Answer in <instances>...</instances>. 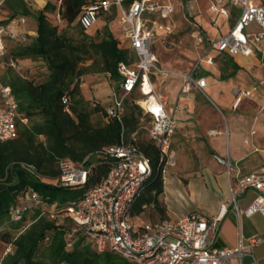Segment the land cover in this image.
<instances>
[{"label": "built area", "instance_id": "obj_1", "mask_svg": "<svg viewBox=\"0 0 264 264\" xmlns=\"http://www.w3.org/2000/svg\"><path fill=\"white\" fill-rule=\"evenodd\" d=\"M7 1L0 0V140L17 137L19 119L28 122L20 112L12 88L3 82L5 65H17L13 58L6 62L9 44L19 36L17 21L26 22L25 16L11 20L5 17ZM55 3L61 7L63 0H56ZM222 3L239 7L241 13L235 27L215 40L212 48L231 54L250 55L254 52V46L264 39V4L257 0H219L212 4V9L226 16L229 9L220 5ZM174 12L172 4L159 0H133L130 3L126 0H88L84 4L79 17L81 27L89 31L103 13H117L121 31L119 38L133 54L131 62H120L117 96L106 106L108 115L122 124L121 142L97 151L101 157L111 159L109 171L98 185L87 189L80 198L69 201L63 208L50 209L36 191H28L16 204L11 205V215L13 219L20 220L35 208L41 209L50 218L68 216L75 223L71 236L82 232L98 251L112 249L127 259L129 264H246L247 258L252 259V264H259L252 248L263 241L261 236L249 238L247 246L242 243L236 247L213 246L220 230L221 212L207 217L195 210L174 220L138 221L134 218V210L147 190L154 168L150 158L135 142V136L129 139L125 134L126 98L139 93L135 102L143 111L141 127L147 130L149 139L159 149L158 169L166 172L165 162L178 120L168 109L166 98L157 91L153 76L157 73L180 76L183 79L182 93L196 88L208 97L207 79L198 76L197 67L190 72L175 74L160 65L154 43L161 31H170L162 20ZM56 18L63 22L60 12H57ZM253 23H257L260 29L251 30ZM27 33L25 31V35ZM208 61L212 62V56ZM250 95L251 91H238L237 101ZM64 101L67 102L68 98H64ZM262 111L264 113V107ZM89 159L90 156L79 162L69 158L60 159L61 185L71 188L85 185L93 171ZM226 166L230 171L233 166L231 160L226 161ZM236 181V186L231 182V199L235 208L239 210L237 197L240 193L255 189L260 193L243 212L247 215L261 212L264 215V174L238 175ZM11 251L12 247L8 246L5 254Z\"/></svg>", "mask_w": 264, "mask_h": 264}, {"label": "trees", "instance_id": "obj_2", "mask_svg": "<svg viewBox=\"0 0 264 264\" xmlns=\"http://www.w3.org/2000/svg\"><path fill=\"white\" fill-rule=\"evenodd\" d=\"M133 0H126L127 3ZM86 0H63L61 7L49 1L42 9L33 10L25 0H10L17 14L37 20V35L28 42H15L8 49L16 67L8 66L3 75L19 102V109L28 119L17 121V137L0 140V238L6 243L0 264H122V257L112 249L100 252L82 232L71 236L75 226L70 217L50 218L41 209H31L20 220L13 219L10 207L28 191H36L50 209L63 208L69 201L80 198L85 191L98 185L107 175L111 159L97 151L121 142L123 127L108 115L106 106L86 100L82 93V78L96 68L120 80V62H131L128 45L106 25L104 36L95 39L84 30L79 17ZM60 12L63 22L56 14ZM15 15V16H16ZM65 26L80 30L81 36L70 34ZM14 42V41H13ZM40 58L47 76L37 81L13 68H20V59ZM91 61V63H89ZM64 98H68L65 102ZM135 101V100H134ZM133 107H139L133 103ZM125 134L135 130L138 118L134 111L126 112ZM101 114L104 122L96 124L94 116ZM150 158L154 174L134 214L147 204L159 205L164 191L162 171L158 169L159 149L151 141L138 142ZM90 156L93 171L82 187H65L59 181V161L69 158L79 162ZM29 224L25 225L28 215ZM9 224L11 231H4ZM69 243H72L69 246ZM46 245L43 247V245ZM12 251L5 254L6 248Z\"/></svg>", "mask_w": 264, "mask_h": 264}, {"label": "crops", "instance_id": "obj_3", "mask_svg": "<svg viewBox=\"0 0 264 264\" xmlns=\"http://www.w3.org/2000/svg\"><path fill=\"white\" fill-rule=\"evenodd\" d=\"M25 1L31 8L36 4L38 9H42L49 1L55 2L56 0ZM217 2L219 0H213L210 5V10L215 15L214 19L222 21L230 18L235 19L233 24L227 22V33L237 24L241 9L236 7L237 11H235L233 6L222 3L220 5L229 9V15L226 16L212 9V4ZM257 2L264 4V0H257ZM15 15L14 10L10 8V0H8L5 5L6 18L11 20L19 16L26 17L25 23L17 21L19 36L14 42H28L31 36L37 35V20L33 16L21 13ZM169 18L162 20L166 26H168ZM253 24L256 25L257 30L260 29L257 23ZM251 26L250 29L255 30ZM25 31L28 32L27 35H25ZM169 33L171 32L161 31L159 33L154 43V50L156 43L168 36ZM213 50L222 57L216 60L214 59L216 54L211 55L212 62H205L201 69L197 70L198 76L207 79L208 97L206 96V98L196 88L189 93H182L183 79L180 76L162 73L153 76V79L162 77L164 81L168 80L165 78L180 77L182 79L181 83H177V85L171 83L165 87L166 92H170L166 99L167 107L178 120L172 140V146L175 143V147L172 149L171 146L170 149L172 156L181 146L176 143L177 139L175 138L177 130L180 128L182 143L187 131L197 134L202 139L197 144L200 155L208 157L206 171H204L206 179L194 181L199 187H207L206 202L196 200V203L202 206L201 208L187 210L176 218L195 210L207 217L221 212L220 230L214 239L213 246L216 248L236 247L241 243L247 246L249 238L261 236L263 241L255 245L252 250L258 263L264 264V215L261 212L252 215L243 212L260 192L249 189L240 193L237 197L239 210L235 208L231 199V182L236 186L238 175L264 174V113L262 111L264 107V39L254 46V52L250 55ZM32 61V58L20 59L21 63ZM81 88L86 100L93 104L99 102L108 105L117 96V90L110 85L107 79L101 82H92L90 76H84ZM238 91H251L252 95L243 96L238 102ZM222 106L227 108V113L223 114ZM211 131L216 132L211 133ZM228 159L233 163L230 171L226 166ZM167 183L168 181H166ZM146 206L143 207L146 208ZM246 264H252V259L247 258Z\"/></svg>", "mask_w": 264, "mask_h": 264}, {"label": "rangeland", "instance_id": "obj_4", "mask_svg": "<svg viewBox=\"0 0 264 264\" xmlns=\"http://www.w3.org/2000/svg\"><path fill=\"white\" fill-rule=\"evenodd\" d=\"M88 0H86L87 2ZM161 2L172 4L175 7V13L168 19L169 34L162 40L158 41L155 45V51L159 57L160 65L164 69L171 70L175 74H182L188 72L193 67H197V70L201 69L202 65L208 61V58L212 55L214 59L219 60L222 55L217 54L212 48V43L221 34L226 33L227 22L233 24L235 19L222 21L221 19H214L215 15L210 10V5L213 0H160ZM228 4V3H226ZM33 10H38L37 5H32ZM234 10L237 11V9ZM109 20V21H108ZM118 14L103 13L99 18V21L94 28L89 30V35L95 39H101L104 36V29L106 25L115 34L116 37H120L121 31L118 25ZM229 24V23H228ZM257 30L256 25L251 26ZM70 34L76 37L81 36L80 30L72 26H65ZM15 45V42L9 44L10 49ZM8 54V51H7ZM91 63V61H89ZM9 64L5 65L3 75L9 73ZM20 68H13L15 73H22L37 81H42L47 76V71L39 58L33 59L32 62L21 63ZM91 77L92 82H101L108 80L110 85L117 90L118 80L112 76H108L107 73L101 72L96 68H93L89 73L85 75ZM154 78L157 91L163 95L166 99L170 92H166L165 87L168 84L181 83L182 79L179 77L174 78ZM201 95L206 98V95L202 92ZM139 93H133L126 98L127 109L126 112L134 111L135 116L138 118V123L133 132H130L129 139L136 136L138 142L148 141L149 135L147 130L141 127V123L144 121L142 112L133 107L134 100L139 98ZM1 102V96H0ZM136 103V102H135ZM139 105V104H138ZM141 108V106L139 105ZM223 114L227 113V108L222 106ZM222 115V113H221ZM102 115H95L94 122L96 124L104 122L101 118ZM178 147L177 153L172 156L169 153L167 161L165 162L166 172H162L164 191L159 195V205L147 204L146 208H142L136 211L134 218L136 220L156 221L169 218L171 220L183 212H187L196 208H201L200 204L196 203V200H202L203 203L207 200V187H199L194 181L205 180L207 165L206 156L200 155L197 144L202 139L197 134H191L186 132L183 143L181 129L177 130L175 135ZM173 143L172 149L175 147ZM166 181L168 183L166 184ZM167 185V186H166ZM31 215H28L25 225L29 224ZM13 231L9 224L4 227L2 232ZM1 234V232H0ZM6 243L0 238V262L4 256V249ZM46 245L44 244L43 247ZM122 264H129L127 259L122 258Z\"/></svg>", "mask_w": 264, "mask_h": 264}]
</instances>
